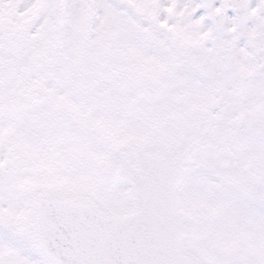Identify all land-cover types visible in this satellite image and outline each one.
Listing matches in <instances>:
<instances>
[{
    "label": "snow or ice",
    "instance_id": "6c2138e0",
    "mask_svg": "<svg viewBox=\"0 0 264 264\" xmlns=\"http://www.w3.org/2000/svg\"><path fill=\"white\" fill-rule=\"evenodd\" d=\"M0 264H264V0H0Z\"/></svg>",
    "mask_w": 264,
    "mask_h": 264
}]
</instances>
